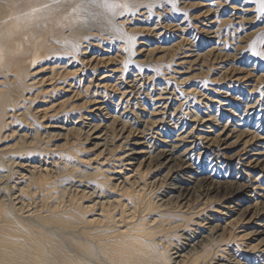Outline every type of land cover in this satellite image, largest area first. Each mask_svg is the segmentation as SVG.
Instances as JSON below:
<instances>
[{
	"label": "bare ground",
	"instance_id": "bare-ground-1",
	"mask_svg": "<svg viewBox=\"0 0 264 264\" xmlns=\"http://www.w3.org/2000/svg\"><path fill=\"white\" fill-rule=\"evenodd\" d=\"M223 1L225 2V0ZM177 2L178 0H107V3L105 0H0V264H264V248L258 251L255 246L250 247V249L255 248V251L257 249L259 254L247 253L246 256L250 257L249 259L241 258L238 255L241 252L239 247L230 248L237 238V234L230 228L227 233L225 231L227 225H222L219 222L222 219L218 213L223 208L225 209L224 213L219 214L230 218L240 212V217L248 216L247 221L253 222L256 215L253 216L254 212L250 213L248 211L250 206L245 204L248 200L255 201L256 196L251 200L248 198L253 195L251 190L247 191L249 193L245 192L248 187L254 194L257 195V192H255L256 187H251L254 184L250 185L249 182L239 186L240 183L238 185L234 181L235 179H227V174L221 177L213 175L216 168L212 165H217L218 168L220 164L218 152L214 155L210 154L211 156L209 155L210 157L205 162V164H211L215 160L211 165L212 173H210V170H205L202 166L199 167L200 163L198 162L197 166H193L191 157L187 155L188 150H197L196 142L192 143L191 148L188 146L190 149L187 147L175 156V153L179 151L180 142L159 139L158 143L153 141L152 145H148L150 139L146 138L147 133L145 134L144 130L141 131L145 141H136L133 145L150 148V151L147 150L150 153L148 159L150 157L158 158L160 161L155 163L156 167H167L164 174L157 173L158 177L153 175L154 179L151 181H162L163 178L170 181H167L168 186L162 197L150 199L145 194L147 182L143 183V179L140 177L142 171L139 168L143 166L141 165L143 164L142 160H138V165L133 169L132 174L127 175L126 170L128 169L125 167L126 165L131 166L132 163L125 160L123 156L120 157V154H115L117 163L121 164L123 161H127L124 168H120L123 172L120 174V170L115 171L117 169L113 166L111 167L112 172L109 171L112 163L106 166L107 168H104V164L107 162L102 163L103 161L102 164L96 163L94 167H89L87 166L88 158L85 159L87 161L84 160L85 164H82L84 157L80 155L82 152L80 148L83 146L79 147L81 143L78 138H64L63 145L50 143L59 135L78 134L80 131L83 132L85 141L90 136H93L91 139L97 140L92 144L93 147L100 146L101 150L96 155L98 156L110 149L106 148L110 146L107 145L108 136H106L108 126L119 123L118 121L123 123L121 124L123 126L124 123L137 122L136 120L133 122L125 120L124 113L118 115V105L114 106L115 114H112L111 104L106 101L105 96L104 100H98V96L102 97L100 92L102 91L103 95L106 92L104 86L107 85L101 84L105 81L104 78L106 79L104 75L103 79H98L100 81L95 85L87 77L88 73L89 75L90 73L94 74L102 66L113 64L115 59L117 65H114L116 68L112 69V72L118 74V79L123 77L117 87L126 83L123 87L117 88L121 95L118 100L121 97H127V92H130L129 96L134 94L128 90L127 86L130 85H127L126 79V82L124 81L123 75L129 72L128 69L131 66L134 69L135 67L143 68L141 60L138 62L133 57L136 56L135 52L136 54L138 52L136 45H138L137 41L140 37L137 35L142 31L140 32L141 29H138L141 26L127 28L125 25L128 17L133 18L140 10L145 9L143 15L148 13L147 16H144L147 19H150L152 15H156V17L165 15L168 19L163 22L165 28L160 27V32H157L156 28H154L155 32L148 29L151 37L173 38V33L169 31L170 28L180 32L179 35H181V40L179 39L169 46L161 44L158 46L162 50V55L155 57L156 60L153 59L154 61L151 63L153 72L151 76H148V73L145 77L150 82L165 74L171 75V64L176 62V56L179 58L191 57L192 52L189 51H196L202 47L195 40L198 33L212 34L209 36L211 42L209 44L222 45L227 50L230 45L226 38L222 37L221 28L228 25L227 23L230 24L231 19H221L222 15H218L216 11L213 24H208L210 21L204 18L202 21L198 20L200 24L198 28L192 22H188L182 27L177 23V16L171 17L172 19L168 18L172 12L174 14V12L181 11L182 7H179ZM220 5L224 6L223 3ZM213 6L217 5L213 4ZM255 8L260 9L258 1L255 3ZM211 9H213L212 6H209L203 13L207 15ZM204 14L202 15L205 16ZM222 14L224 15V13ZM202 15L200 14V16ZM240 18L242 19V16ZM201 24L204 26L202 27ZM189 31L191 38H194L193 42L182 37V35L189 34ZM226 33L224 37H226ZM187 38H190V35ZM155 40L157 39L155 38ZM108 43L114 45L116 50H121V54L118 52L120 55H115L117 58L113 59L112 56L106 59L102 57L92 59L93 56L90 53L96 50L94 48L102 49L104 46L110 45ZM203 43L206 44V41ZM242 45L240 46L242 47ZM187 46L193 47V50H189L190 48ZM217 46H212L204 53H196L200 57H207V54H215ZM222 46L220 47L222 48ZM158 48L156 46V49ZM240 49L238 50L240 51ZM250 50L255 51L256 49L252 46ZM217 51L218 56L223 55V52L219 53V49ZM240 52L244 54V49ZM150 53L152 55V51ZM181 54L182 57H180ZM90 55L92 57H89ZM259 57L260 55H258ZM112 61L113 63H111ZM145 61L147 62V60ZM209 65L211 67L212 64ZM209 69L207 68L206 71ZM175 70L174 68L173 72H176ZM206 71L204 72L206 73ZM249 73L252 72H246L244 79ZM84 79L86 84H81ZM171 79L169 80L175 81L174 78ZM169 80L165 81L164 79L163 82L166 85L164 89L171 86ZM132 82L135 83V86L139 85L134 77ZM204 82L203 78V84ZM92 85L97 88L90 89ZM151 85L153 86L154 82ZM179 87L177 85V89ZM98 88L103 89L98 91ZM234 88L236 89V87ZM259 88V84L254 85L249 94ZM175 89L176 86L173 90ZM135 93L137 94V92ZM80 94L85 96L81 104H89L87 107H83V111L77 112L72 102L73 98ZM65 95L69 96L64 98ZM159 96L162 97V95ZM189 97L191 98L190 95ZM163 98H167V96H163ZM168 98L170 99L171 96ZM125 104L128 105V99L123 102V105ZM179 105L175 106L172 113L170 112L171 117L175 115L174 113H180L177 121L173 122L174 129L184 114L183 110H179L181 109ZM166 106L170 107V105H165L163 109ZM126 108L127 106L124 109ZM218 111L219 109H217V114ZM83 112L87 113V116H84ZM190 113L184 119L195 118L199 121L204 118L199 115L197 110ZM55 119L58 120L52 122ZM74 119L76 122H70ZM79 119L90 121L78 126ZM45 120L51 122L43 123ZM170 120L174 121V119ZM153 123L156 121L153 120L152 125ZM39 124L41 125L39 126ZM68 124L71 125L68 126ZM186 124L187 120L184 125ZM163 127L164 129L160 127V132H164L167 126L165 127L164 124ZM114 130L116 131V129ZM229 130L233 132L234 128ZM134 131L132 127L125 131L127 132L125 138L134 136ZM166 134L165 137H169L168 133ZM254 137L258 138L259 133H255ZM120 145L118 144L117 148ZM112 147L114 150V145ZM207 147L208 145L204 147L206 151ZM132 149H130L131 154L145 153L143 150ZM141 149L145 148L141 147ZM212 150L214 151V149ZM107 153H110V150ZM151 153H155V155ZM127 154L126 156H128ZM55 155L59 156L56 157V160L52 159L50 163L46 162L48 158L55 157ZM136 157L129 160H134ZM251 157L253 156L249 155L250 160H247L246 164H250ZM107 158L103 160L106 161ZM173 159L178 162L168 165ZM258 159L259 157L254 158L251 163H257ZM199 160L200 158H198ZM35 161L37 164H34ZM229 169L232 170L231 167ZM116 172H119L117 177L113 176ZM200 186L209 190L205 191L206 193L203 191L205 197L203 194L202 198L198 196L200 199L197 200V203L201 200L203 202L195 204L193 202L196 201H191L189 196ZM237 186L239 187L237 188ZM235 187L236 190H232ZM198 189L200 190V188ZM210 190H213L211 193L224 191V195H229H226L227 201L222 203V210L215 209L212 204L209 205L210 200L211 202L213 200L208 196ZM207 218L209 219L208 226L204 227L205 224L202 222ZM236 219H231V222H228L231 224L228 226L235 225ZM240 222L246 223V220L245 222L240 220ZM252 225H255L252 234L261 235L264 233L257 223L253 222ZM260 225L262 224L260 223ZM202 232L206 233L205 236H202ZM225 249L232 252L225 257L224 263L215 261L219 255L227 253ZM238 250L240 252L237 254ZM252 251L254 252V250Z\"/></svg>",
	"mask_w": 264,
	"mask_h": 264
},
{
	"label": "rangeland",
	"instance_id": "rangeland-1",
	"mask_svg": "<svg viewBox=\"0 0 264 264\" xmlns=\"http://www.w3.org/2000/svg\"><path fill=\"white\" fill-rule=\"evenodd\" d=\"M257 1L258 0H248V1L247 0H227V1L225 0V2H224L223 0H220V1L219 0H178L177 5L179 7H182L181 11L178 13L174 12V14L172 12L171 16H168V15L167 16L169 19H172L171 17L177 16V19H178L177 23H179L180 26H182V27L184 25H186L188 22H192L195 24V27L198 28L200 25L198 23V20L202 21V19H204V18H206L208 21H210V23H208V24H211V23L213 24L214 23L213 21L215 19L214 15H215L216 11H217L218 15H222L223 18L221 17V19H229V20L231 19L230 24L227 23L228 25L223 26V28H221V31H222L221 34L223 35L222 37L226 38V40L228 41L230 46L226 50V48L223 47L222 45H218V46L215 45V46H217L215 54L212 53L213 55L207 54L208 55L207 57H203V56L200 57V55L198 56V54L204 53L207 51V49H210V48H212V46L213 47H215V46H214V44H209V43H211L209 36L210 35L212 36V34L209 35V34H205L203 32L198 33V35H197L198 38L195 37V40L198 43H200V46H202V47H200L201 49L198 48L196 51H189V52H192L191 57L179 58V56H176L177 60H175L176 61L175 63L178 65H176L175 63L171 64L172 67L170 69H172V70L169 69L170 71H172L171 75L165 74V75H163V77H157L155 79L152 78L153 80H151V81L154 82L153 86L151 85L152 82H150V80H147L145 77L148 73H149L148 76L149 75L151 76V73L153 72V68L151 67V63L154 60H156L155 57L162 55V50H160V48H158V46H161V45L162 46H169L173 42L179 41L180 36H181V35H179L180 32H177L175 29L173 30L172 28H170L169 31L171 33H173V36H174L173 38H175L174 41H173V38L166 39L167 36L161 37V38L151 37V35L149 34L150 33L149 30L150 31L153 30L155 32L154 28H156L157 32H160L161 31L160 27H163V24H164L163 22H166L168 20L165 15H160V17L159 16L156 17V15H152V17L150 19H147V17L144 18V16H147L148 13H146V14L144 13V15H143V12L145 11V9H142L139 12H137V14H135L133 18L131 16L128 17V21H126L127 23L125 26L127 28H132V27L137 28V26L138 27L141 26L138 29H141L140 32L142 31L141 33L143 34L142 35L141 33H139L137 35L138 37H140L137 41L138 45H136V49L138 52H137V54L135 52L136 56H133L135 58V60H137V61L141 60L140 63H143V68L135 67V69H136L135 70L134 67L131 66L128 69L129 72L127 74L123 75L125 77L124 81L125 82H126V80L128 81L127 85H130L132 87L131 88L130 86L126 85L128 87V90H131L132 93L134 92V94L129 96L130 92H127V95H128L127 97H125V98L121 97V99L118 100L121 95L119 93L120 90H117V88L123 87L126 83L124 85L117 87L122 82L121 80L123 77L118 79V77H119L118 74L112 72V69L116 68L115 66L117 65V63H116L117 61L115 59H114V63H113V61L111 62L113 64H108V66L105 65L106 67L102 66V68L97 69L94 74L90 73V75H89V73H88L87 79H90V81L92 83H94V85H95V84H97L96 82L100 81L98 79H101V78L103 79V77L105 76L106 79L104 78L105 81L101 82V84L107 85V86H104V89H105L104 91H106V92L103 95L102 94L103 92L101 91L100 95L102 97L98 96L99 97L98 100L99 101L104 100L103 97L105 96V98H107L106 101L111 104L110 106L112 107V114H115L114 106L118 105L117 106V109H118L117 114L118 115L121 113L122 114L124 113L123 116L124 117L126 116L125 120H129V122L130 121L133 122L134 120H136L137 122H134L132 124L124 123V126H123V125H121L123 123L118 121L119 123H115L114 125L108 126L106 133H108L109 135L107 134L106 136H108L107 145H110V146H108L106 148L107 149L110 148L109 149L110 153H107V154H106V152H109V150L108 151L105 150V152L96 156L99 153V151L101 150V148H100V146H98V147L94 146L93 147L92 143H95L97 140L91 139V137H93V136H90L88 138V140L85 141L83 139V136H84L83 132H80V131L78 134L74 133V134H69L66 136H63V135L60 136L59 135L55 140L51 141L50 143H55L57 145H61V144L63 145V143L65 142V139H69L71 137L72 138H78V139H80L79 143H81V145H79V147L83 146L82 148H80V150L82 151L80 153V155H81V157H84V159L82 160V162H83L82 164H85L84 160L88 159V158H89V163H87L88 164L87 166H89V167H94L96 165V163L102 164V163L107 162V164H104L105 165L104 168H105L106 166H109V164L112 163V165H110V169L113 166L117 169L115 171L120 170V172H121L120 174H123V172L121 171L120 168H124V165H126L127 161H123L121 164L117 163V161H115V159H117V158H115V154H120V157L123 156L125 158V160H128V162L132 163L131 166L126 165V167H125L126 169H128V170H126V172L128 173L127 175L132 174V171H134L133 169L138 165V160L139 161L142 160L143 164H141V165H143V166H140L139 169H140V171H142V174H140V177L143 179V183L147 182V185L145 186V194H147L146 197H149L150 199L151 198L157 199V198L162 197V194L164 192H166V189H167L166 187L168 186V182H170V181L163 178L162 181L158 180L157 182H152L154 179L153 175H157V173H160L161 175L164 174L167 171V167L164 168V166H162L160 168L159 167L157 168L155 163L159 162L160 159L155 158V157H154V159H152L153 157H150L148 159V156L150 154V153H148V151H150V148L144 147L143 145H133V143H135L136 141H139V142L145 141V139L142 138L143 133H141V131L144 130L143 132L145 134L147 133L145 136H146V138H148V140L150 139L149 140L150 142L148 143V145H152L153 141L156 142L157 140L159 141V139L169 140L170 142L174 141L176 143L180 142L179 143L180 148L178 149L179 151L177 153H175V156H177L180 152H182V150L186 149L188 146L191 148L193 146L192 143L196 142V144L198 145L196 147L197 150L192 149V151L188 150V152H187V155L191 157L190 159L192 160L191 162H192L193 166H197V162H198V163H200V165L198 164L199 167L202 166L205 170H210L209 171L210 173H212L211 167L214 166L216 168V170L213 172L214 173L213 175L221 177L224 174H227L228 175L227 179H231V180L235 179L234 181H236V183L238 185L240 183L239 186H241L243 184H247L248 182H249L248 184H250V185L254 184L251 187H256L255 192H257V195L254 194V192H252V189H250L249 187L246 188L245 193H249L247 191L251 190V193L254 196L252 195L248 198H250L252 200V198L256 196L255 197L256 200L255 201L254 200L253 201L248 200L245 205L250 206L249 207L250 209H248V211L250 213L254 212L253 216L256 215L255 216L256 218L255 219L253 218V222H255L259 226H261L260 230L262 229L264 231V197L261 196V195L264 196V190H263L264 189L263 188L264 187V180H263L264 179V92H263L264 91V11H260L257 8H255V3ZM220 2H222L224 6L220 5V4H222ZM213 4L217 5V6H213ZM209 6H212L213 9H211L209 11V14L205 15L204 13L207 11L206 8H208ZM219 6H221L222 8ZM233 7H234V9H233ZM222 13H224V15ZM200 14L201 15L204 14L205 16H203V15L200 16ZM184 16H186V17L184 18ZM199 16H200V18H199ZM240 16H242V19L240 18ZM131 20L133 23L131 22ZM201 26L203 27L204 25L201 24ZM205 26H207V24H205ZM164 28H165V26L163 27V29ZM166 29H167V27H166ZM143 32L144 33L146 32V33L144 34ZM165 33H166V31H165ZM225 33H226V37H224ZM231 33H232V35H231ZM189 35H190V38H187V37H189ZM182 37H186V39H188V40L189 39L194 40V38H191L190 31H189V34L182 35ZM155 38L157 40H155ZM193 40H192V42H193ZM203 41H206V44L203 43ZM108 44H110V43H108ZM242 44H244V45H242ZM240 45H242V47ZM245 45H247V46L245 47ZM156 46L158 49H156ZM220 46H222V48ZM243 46H244V48H243ZM252 46H254V48L256 49L255 51L250 50L252 48ZM237 47H240L242 49L237 48ZM154 48H155V50H154ZM188 48H190L189 50H191V49L193 50V47H188ZM94 49H96V50H94L93 52L90 53L93 57L91 55L89 56V57H92V59L96 58V57H100V58L102 57V58L106 59V58L111 57V56H112L111 58L113 59L114 57L117 58V56H115V55H117L118 52L121 54V50H119V51L116 50L114 45H112V44H110L108 46H104L102 49L97 48V47ZM218 49H219V53H220V51L223 52L222 53L223 55L220 54L221 57L218 56L219 55L217 53ZM238 49H240V51H242L244 49V54L241 53ZM151 51H152V55L150 53ZM158 51H160V52H158ZM196 52H198V54ZM148 53H149V55H148ZM216 53H217V56H216ZM120 54H118V56ZM250 54L252 56H249ZM258 55H260L259 58H258ZM153 56H154V58H153ZM182 56L183 55L181 54L180 57H182ZM215 56L218 58H216ZM143 59H144V61L142 62ZM150 59H152V61H150ZM215 59H217V60H215ZM145 60H147L148 64ZM185 62H187V63H185ZM190 62H191V64H190ZM181 63H182V65H181ZM209 64H212L211 67ZM201 65H202V67H201ZM174 68L176 69L175 70L176 72H173ZM207 68H210L209 71H206ZM139 69H140V71H139ZM204 71H206L207 74ZM248 71L252 72V73H249L246 76V78L244 79L246 72H248ZM166 73H167V71H166ZM105 74L108 76H106ZM133 77H134V79H136L137 84H139V85H136L137 88L135 86V83L132 82ZM166 77H167V79H166ZM239 77L243 80H241ZM258 77H260V78H258ZM160 78H162V79H160ZM163 78L165 79V81L169 80L171 78H172L171 80H173V78H174L175 81L173 82V81L169 80L171 82V84H170L171 86L167 87V89H164V88H166V85L163 82L164 81ZM203 78L205 79L204 84H203ZM84 80H83V82H81V84H84V83L86 84V80L85 81ZM236 84H237L238 88H237ZM256 84L257 85L259 84L260 88L257 89L252 94H249V91H251L250 89H252V87ZM156 85H158V86H156ZM177 85H178V87L180 86L179 89H177ZM174 86H176L175 90H173ZM234 87H236V89ZM91 88L94 89L97 87L92 85L90 87V89ZM159 88H161V89H159ZM102 89L103 88H101V89L98 88V91H100ZM193 89H195V90H193ZM240 89H241V91H240ZM190 91H192V92H190ZM135 92H137V94ZM189 92H190V94H189ZM182 93H183V95H182ZM191 93H193V94H191ZM69 95H65L64 98L68 97ZM159 95H162V97ZM189 95L191 96V98L189 97ZM106 96H108V97H106ZM110 96L112 97L111 101H110ZM163 96L164 97L167 96V98H163ZM170 96H171V98L169 99L168 97H170ZM84 97L85 96H83V94H80V95L75 96L73 98L72 104L75 105L77 112L83 111L82 109L87 107L89 104V103L81 104L83 102L82 100L84 99ZM62 98H63V96H62ZM194 98H196L198 101ZM126 99H128V105L125 104L127 106V108L124 109L126 106L123 105V102ZM149 99L152 101H150ZM118 102H120V103H118ZM36 104H38V103H36ZM179 104H181V105H179ZM249 104H251V105H249ZM165 105H170V107L166 106V108L163 109V107ZM176 105L177 106L179 105L181 107V109H179V110H181V111L183 110L182 112L184 114H182L183 115L182 119L178 120L179 122L177 123L176 129H174L173 128V126H174L173 122L177 121V117H179L180 113L179 114L174 113L176 115V117H175V115H173V117H171L170 112L171 113L173 112V109L175 108ZM249 106H251V107L253 106V107L251 108ZM247 107H249V108H247ZM78 108H79V110H78ZM193 109H196L197 112L199 113V115L203 116L204 118L202 120H199V121H197L195 118L184 119V117L191 114L190 113L191 111L192 112L196 111ZM217 109H219L218 114H217ZM83 113H84V116H87V113L86 114H85V112H83ZM209 115H211V116H209ZM29 118H31V116H29ZM170 119H174V121L173 120L171 121ZM57 120L58 119H55L52 122H56ZM75 120L76 119L70 120V122L71 121L76 122ZM79 120L80 121L77 122L78 126L81 123H84V122L88 123L90 121L87 119H79ZM153 120L156 121V123H153V125H152ZM186 120H187V124L184 125ZM47 121L48 120H45V121H43V123L44 122L47 123ZM48 122H51V121L49 120ZM164 124H165V127L166 126L167 127L165 128L164 132L163 131L160 132L159 129H160V127H162V129H164V127H163ZM40 125L41 124H39V126ZM69 125H71V124H68V126ZM224 125H225V127H224ZM131 127H132V130L133 129L135 130L133 133L134 136L131 135L130 137L125 138V135L127 134V132H125V131L130 130ZM233 128H234L233 132L229 130V129L232 130ZM114 129H116V131ZM242 130H244V131H242ZM188 131H189V133L187 134ZM166 133H168L169 137H165L167 135ZM255 133H259L258 138L257 137L253 138ZM63 134H64V132H63ZM183 135H185L186 137ZM81 137H82V139H81ZM158 141L156 143H158ZM118 144H121L120 147L118 146L119 149L117 148ZM113 145H114V150L112 147ZM206 145H208L207 151H206V149H204V147ZM141 147L145 148V149H141ZM201 147H203V148H201ZM131 148H133V149L136 148L138 151L143 150L145 153H143V154H131L132 153L130 150ZM209 149H210V151H208ZM212 149H214V151ZM111 151H113V152L111 153ZM198 152H200L202 154H200V153L198 154ZM216 152H218V155L220 156L218 158V160L220 161V164L218 163L219 167L217 168V165L216 166L212 165V164H214L213 162H215V160L213 162H211V164H208V163L205 164V162H207V160H208V157H210L211 155L217 154ZM126 154L128 156H126ZM151 154L155 155V153H151ZM140 155H141V157H138ZM249 155L253 156V157H251L252 158L251 161L254 160V158L259 157V159H258L259 162L257 161V163L256 162L251 163V161H250V164L248 163L249 165L246 164L247 163L246 161L250 160L248 158ZM221 156H223V157H221ZM56 157H59V156L58 155H55V157L51 156L50 158L47 159L46 162L50 163L52 159L56 160ZM133 157H136V159L129 160L130 158H133ZM104 158H107V160L104 161L103 160ZM198 158H200L199 161H198ZM109 159H110V161H109ZM85 161H87V160H85ZM176 162H178V161L176 159H173L170 163H168V165L175 164ZM229 163H230V165H229ZM255 163H256V165H255ZM34 164H37V162L35 161ZM115 165H117V166H115ZM245 165H247V166H245ZM121 166H123V167H121ZM229 167H231L232 170H230ZM109 171L112 172V169ZM114 174L115 175H113V176H115V177L119 176L118 175L119 172H116ZM179 175H181V173H179ZM158 176L159 175H157V177ZM254 179H256V180H254ZM258 179H260V180H258ZM148 180H149V182H148ZM251 180H252V182H251ZM258 181L259 182L261 181V182L259 183ZM113 182H115V181L113 180ZM158 182H159V184H158ZM160 184H162V185H160ZM239 186H237V188ZM259 187H261V188H259ZM79 188L81 189L82 187H79ZM198 188H200V190H202V191H200ZM196 189H197V192H196ZM196 189L192 193H190L189 197H191L190 198L191 201H196L193 203L199 204V203H202L203 200H201L202 202L200 201L199 203H197V200L202 198L201 196H203V195L205 197L204 192L205 191L207 192V190H209V189H206V188L201 187V186L197 187ZM212 189H214V188H212ZM232 190L235 191L236 187H235V189H232ZM212 191L213 190H210V192L208 191V196H210L209 198L213 199L212 202L210 200L209 205L212 204V207H214L215 209H217V210L221 209L222 210V208H223L222 203L227 201L226 195H228V194L224 195V193H223L224 191H220V193L219 192L216 193L214 191L213 193H211ZM158 193H161V194H158ZM194 194H195V196H194ZM192 198L195 200H193ZM253 202H255L256 206L253 205ZM214 208H213V210H214ZM256 210H258V211L256 212ZM214 211H216V210H214ZM224 211H225V209L223 208V210L219 213H224ZM219 213H218V215L222 219L221 221H219L220 224H222V225L226 224L227 225V228H225V231L227 233H229L228 231L232 230L235 234H237L236 235L237 238L235 239V241H233V244L230 245V248H235L236 246H237V248L239 247L238 249L241 250V252L238 250L237 254H238V252H240L238 255L241 258L246 257L247 259H249L250 257L246 256L247 253L259 254L258 251H260L261 249L264 248V233L261 235L260 234L254 235L251 233L254 230L255 225L253 226L252 225L253 222L250 221V223H249L247 221L248 216L246 218L243 217L244 218L243 219L242 217H240L241 214L239 212L238 215L234 214L233 217L229 218V217H226V215L219 214ZM214 214H216V213H214ZM237 217H240L241 219L240 218L236 219ZM234 218L236 219V221H238L240 219L242 222H243V220L245 222V220H246V223H241L239 220L240 223L235 221V223H236L235 225H229L228 226V224H231L228 222L231 219L235 220ZM208 221H209V219L207 218L206 220H204L202 222V224H205L204 227L208 226V224H207ZM233 223H234V221H233ZM260 223L262 225H260ZM231 227H233V228H231ZM229 228H230V230H229ZM201 234H203L202 236H205L206 233L202 232ZM253 246L258 248V251H257V249L255 251V248L250 249V247H253ZM247 249H248V251H247ZM252 250H254V252ZM225 251L227 253H225V252L222 253L223 255L222 254L219 255L215 261H217L219 263H224L225 257L228 256V253L231 254V252H232L229 249H225ZM250 261H251V259H250Z\"/></svg>",
	"mask_w": 264,
	"mask_h": 264
},
{
	"label": "snow or ice",
	"instance_id": "snow-or-ice-1",
	"mask_svg": "<svg viewBox=\"0 0 264 264\" xmlns=\"http://www.w3.org/2000/svg\"><path fill=\"white\" fill-rule=\"evenodd\" d=\"M105 2L107 3V0H105ZM259 4H260V11H264V0H258Z\"/></svg>",
	"mask_w": 264,
	"mask_h": 264
}]
</instances>
